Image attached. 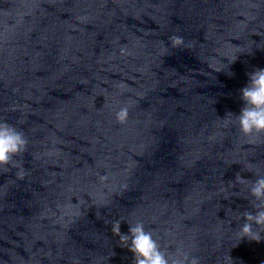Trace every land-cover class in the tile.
<instances>
[{
	"label": "clouds",
	"instance_id": "1",
	"mask_svg": "<svg viewBox=\"0 0 264 264\" xmlns=\"http://www.w3.org/2000/svg\"><path fill=\"white\" fill-rule=\"evenodd\" d=\"M173 48H181L184 39L181 36L170 37ZM249 80L241 91L243 107L239 115H235L240 132L246 137L264 134V69L257 68L248 74ZM128 108L122 107L116 112L118 123H125L128 119ZM232 114V113H231ZM234 115V114H233ZM28 139L22 129L12 124L0 122V167L9 165L18 167L15 157L21 155L27 147ZM23 179L21 169L17 173ZM238 183H247L252 211H245L244 223L239 227L240 240L247 238L259 243L264 239V176H257L255 180L245 179L237 174ZM112 232L119 236L127 245L133 256V264H200L199 258L180 253L172 255L162 250L160 243L147 231L142 221L128 225V232H121V222L113 223Z\"/></svg>",
	"mask_w": 264,
	"mask_h": 264
}]
</instances>
